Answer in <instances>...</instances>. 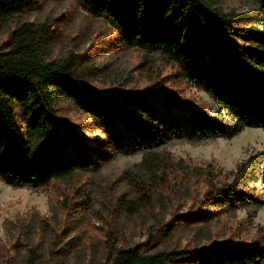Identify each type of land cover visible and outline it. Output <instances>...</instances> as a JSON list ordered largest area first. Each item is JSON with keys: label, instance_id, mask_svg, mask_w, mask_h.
Wrapping results in <instances>:
<instances>
[{"label": "rangeland", "instance_id": "374dc122", "mask_svg": "<svg viewBox=\"0 0 264 264\" xmlns=\"http://www.w3.org/2000/svg\"><path fill=\"white\" fill-rule=\"evenodd\" d=\"M205 1L228 15L240 34L243 29L264 33V0ZM44 23L52 26L53 37L42 58H70L78 82L101 91L157 87L184 105L233 124L228 110L185 79L171 57L126 46L110 23L76 0H37L23 14L1 20L0 49L23 25ZM13 105L24 127L20 108ZM56 114L82 134L105 138L93 119L62 93ZM262 149L264 129L246 127L231 138L168 137L156 149L159 161L150 166L143 163L144 152L137 151L41 188L0 180V264H113L120 249L136 246L147 252L179 251L173 264H196L183 256L212 242L264 246V205L229 209L202 202L211 182L233 181L238 164ZM251 183L264 191V163Z\"/></svg>", "mask_w": 264, "mask_h": 264}, {"label": "trees", "instance_id": "16d2710c", "mask_svg": "<svg viewBox=\"0 0 264 264\" xmlns=\"http://www.w3.org/2000/svg\"><path fill=\"white\" fill-rule=\"evenodd\" d=\"M76 1L110 23L126 46L171 57L182 76L226 108L234 122L224 124L157 87L101 91L80 83L70 58L46 61L41 56L53 37L52 26L25 24L0 49V180L41 188L77 171L95 170L118 154L143 151V163L150 166L159 161L156 149L168 137L200 141L231 138L246 127L264 129L263 32L243 29L240 34L228 15L205 0ZM36 2L0 0V21L23 14ZM59 93L87 113L105 138L82 134L59 120ZM263 163L264 149L257 150L238 164L233 181L209 184L203 205L217 203L229 209L264 205V191L251 183ZM178 254L122 248L113 264H173ZM183 258L196 264H264V246L212 242Z\"/></svg>", "mask_w": 264, "mask_h": 264}]
</instances>
